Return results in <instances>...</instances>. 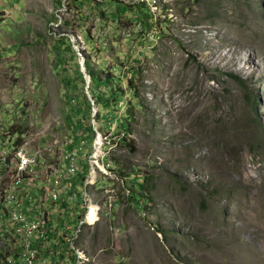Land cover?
<instances>
[{
  "label": "rangeland",
  "instance_id": "1",
  "mask_svg": "<svg viewBox=\"0 0 264 264\" xmlns=\"http://www.w3.org/2000/svg\"><path fill=\"white\" fill-rule=\"evenodd\" d=\"M155 1L156 24L141 32L123 16L100 22L89 2L0 0V128L58 152L90 83L85 59L101 76L111 69L119 83L95 94L114 86L120 100L98 106L88 87L94 138L78 153L91 190L116 200L82 231L88 250H105L104 264H264V0ZM105 112L131 119L133 151L95 118Z\"/></svg>",
  "mask_w": 264,
  "mask_h": 264
},
{
  "label": "built area",
  "instance_id": "2",
  "mask_svg": "<svg viewBox=\"0 0 264 264\" xmlns=\"http://www.w3.org/2000/svg\"><path fill=\"white\" fill-rule=\"evenodd\" d=\"M137 1L155 9V0ZM10 129L0 128V264H104L105 250L91 253L82 233L108 217L116 200L113 190L100 197L91 190L89 167L76 190L82 133L73 149L69 136L53 152L33 134Z\"/></svg>",
  "mask_w": 264,
  "mask_h": 264
},
{
  "label": "trees",
  "instance_id": "3",
  "mask_svg": "<svg viewBox=\"0 0 264 264\" xmlns=\"http://www.w3.org/2000/svg\"><path fill=\"white\" fill-rule=\"evenodd\" d=\"M74 1L78 2V4L81 7H83V5L89 2V4L92 5V7L96 8L97 10L96 15H97V18H99L100 22H104V20L108 17H110L114 22H119L120 16H123L125 19L128 20L129 23H134L135 25H138L139 31L141 32L145 30H151L156 24V22L154 21L153 14L150 12V9L147 7V5L143 2H136V3L123 6L116 0H101V1L74 0ZM108 7L115 8L116 11H114L113 13H107V10L109 9ZM58 49H61V48L59 47ZM60 52L62 54L67 53V52H73L67 40H66V45H64L63 49ZM83 66L90 80L89 90H90L91 97L94 99L95 103L98 106H102L106 108H112V105L116 106L118 101L120 100V94H117L116 92L122 93L123 91L122 89L118 87L114 88V86H111L109 88V93L105 92L103 94L100 92H97L98 94H95L94 89H98L100 91L101 88L108 87L109 84H111L112 80L115 82V84H118L120 81L119 78L114 79L110 76L112 72L111 69L106 70L104 74L105 76H101L99 73L92 72L87 59H85ZM76 75H77V80L79 81V83L81 85H85V79L83 78L82 74L78 72ZM228 77L236 82L242 83V80L236 76L229 75ZM131 82H132L131 78L127 79L126 87L130 90L131 96L135 99L137 97V92L134 87H130ZM91 109H92L91 103L88 100L87 95L84 92L79 97V101L75 108V113L73 114V116L75 115L76 117L75 118L70 117V118H74L73 120L75 121V123L69 122L67 124L68 130L72 132V135H70V137L73 138V142H74V145L71 146V149H73L75 144L79 142L80 137L77 136V132L80 129L82 130L81 138L85 142L87 141L91 142L93 140L94 132L92 130V127L89 125V117L91 115ZM106 113L107 112L103 113L102 115L98 113L95 115V118L98 119L99 121L102 118L104 120L103 123H106V122H108V124L115 123L117 131L113 132V134L116 135L117 141H119L122 145H125L127 150L133 151L134 144H133V140L130 138L131 130L129 129V126H127L130 124L131 119H129V121H127L126 123L127 125H125L123 124V122H119V119L117 117H114L112 115V112L105 115ZM84 118H86V122L84 123L86 124V127L82 129L81 121ZM121 127H125L126 130L124 133H121L120 131ZM102 132L103 133H101L102 134L101 136L106 137L108 132H106V130ZM79 169L80 171H82V173L79 172L78 178H79V182H82L85 179V176L87 174V170H88L87 162L86 161L82 162ZM122 176L126 177L127 175L123 174ZM148 182L149 180L146 181L145 178H141V182L137 184L138 191L141 190L142 193L145 191H146L145 193H149L150 187H147ZM132 195L133 194L131 193V191H129L128 198H132ZM135 198H136V201L138 204L137 207H138L143 197L139 193V195L137 194Z\"/></svg>",
  "mask_w": 264,
  "mask_h": 264
},
{
  "label": "water",
  "instance_id": "4",
  "mask_svg": "<svg viewBox=\"0 0 264 264\" xmlns=\"http://www.w3.org/2000/svg\"><path fill=\"white\" fill-rule=\"evenodd\" d=\"M80 66H81V71H82V73H83L84 69H83V67H82V64H81ZM88 87H89V83L87 82V83H86V89H87V91L85 92L87 96H88ZM89 98H90V97H89Z\"/></svg>",
  "mask_w": 264,
  "mask_h": 264
}]
</instances>
